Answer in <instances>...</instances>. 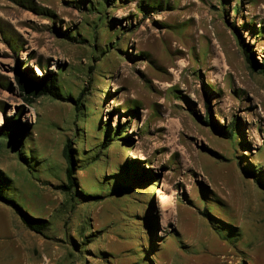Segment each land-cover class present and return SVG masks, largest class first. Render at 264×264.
<instances>
[{"label": "rangeland", "instance_id": "obj_1", "mask_svg": "<svg viewBox=\"0 0 264 264\" xmlns=\"http://www.w3.org/2000/svg\"><path fill=\"white\" fill-rule=\"evenodd\" d=\"M237 36L264 62V0H0V129L23 132L0 176L47 220L0 202V264H264V74ZM51 73L71 101L22 90Z\"/></svg>", "mask_w": 264, "mask_h": 264}, {"label": "trees", "instance_id": "obj_2", "mask_svg": "<svg viewBox=\"0 0 264 264\" xmlns=\"http://www.w3.org/2000/svg\"><path fill=\"white\" fill-rule=\"evenodd\" d=\"M108 1V0H107ZM96 9L95 6H91L90 9ZM235 11H238L237 8L234 9ZM100 14V12H99ZM100 19L99 21L101 24L106 23L104 21L105 16H101L100 14ZM108 20V19H107ZM96 25V23H95ZM231 28L234 30V33L237 35L238 33L236 32V29L233 24H231ZM96 27L93 29L95 30ZM76 35L79 34L78 31L75 32ZM58 36L61 37L64 40H69V41H74L76 39V36L68 33L67 31H60L58 32ZM87 39V38H84ZM237 41L242 49V53L244 55V58L248 64V67L252 71H258L264 74V62H258L254 58L253 50L252 48L245 42L244 40H241L240 37L237 36ZM112 49H117L116 46L112 47ZM95 53H98V51H95ZM37 78L35 80H26L24 77L20 78V86L24 92L29 94L31 98H36L40 96H49L54 99H64L67 101H71L72 98L66 97L64 98L62 95L61 90L57 86V77L55 74H43L41 77L36 76ZM32 101V100H30ZM74 101L75 109H78L80 104H81V99L80 96L76 98ZM84 117V116H83ZM207 123V122H205ZM209 123L208 125H210ZM105 130H109V124L104 126ZM123 131V128L121 126L117 127L114 132L115 133H121ZM220 135H222L225 138H230L233 133H236V124L233 122L231 125L227 127V129L223 132H218ZM21 134H23L22 130H20V127L16 125L15 123H8L4 127H1L0 129V136L1 137H6V138H13L16 139L18 138ZM122 139L124 140V136ZM233 137V136H232ZM20 155V154H19ZM63 155L66 161V167H65V178H66V184L64 185H59L58 188L61 189L63 192L71 191L72 187L75 184L74 180V174H75V165L77 159L74 158V150L70 144V142L66 143L63 148ZM21 157V156H20ZM132 166V167H131ZM129 167L133 168L134 165H130ZM136 167V166H135ZM142 169V168H141ZM144 176V172H138L135 174L132 179H137ZM257 180V179H256ZM4 179L0 176V202H3L4 204L10 206L15 213L18 214L20 217V220L22 223L31 231L42 234L43 230L46 228L47 225V220L42 217H38L35 215H32L30 212H28L25 208H23L16 200H14L11 197H8L5 194V185H4ZM88 197H97L96 195H87Z\"/></svg>", "mask_w": 264, "mask_h": 264}]
</instances>
